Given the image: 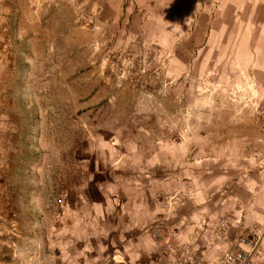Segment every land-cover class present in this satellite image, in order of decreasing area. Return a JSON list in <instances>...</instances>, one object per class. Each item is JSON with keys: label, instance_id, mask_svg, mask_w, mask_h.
Here are the masks:
<instances>
[{"label": "rangeland", "instance_id": "rangeland-1", "mask_svg": "<svg viewBox=\"0 0 264 264\" xmlns=\"http://www.w3.org/2000/svg\"><path fill=\"white\" fill-rule=\"evenodd\" d=\"M194 1L85 13L89 0H0V264H61L75 236L108 242L95 197L116 190L117 206L130 186L176 189L169 208L210 189L214 223L183 244L204 253L209 228L261 256L264 15L257 0ZM174 231L160 220L144 236Z\"/></svg>", "mask_w": 264, "mask_h": 264}, {"label": "crops", "instance_id": "crops-1", "mask_svg": "<svg viewBox=\"0 0 264 264\" xmlns=\"http://www.w3.org/2000/svg\"><path fill=\"white\" fill-rule=\"evenodd\" d=\"M103 1L108 2V0ZM89 2L94 3L93 7L90 11L85 10V13H93L94 10L97 11L100 8V0H89ZM99 10L102 15L106 13L104 6ZM255 10L259 16L264 15V0H257ZM259 29L261 33H264V22L260 23ZM171 190L173 191L162 192V197L161 194L149 192L143 187H125L121 196L122 201L117 206L112 201L117 193L116 190H112L111 196L104 193L106 197L101 195L95 197V208L91 216L97 226L108 228L109 248L115 252L114 256L108 253V242L104 236H75L70 239V242H65L61 264H161L163 258L178 249V245L196 243L194 234L197 228L204 227L207 221H210V225L214 223V205L217 202L219 205L221 202L219 199L213 200L210 189H207V192L202 190L193 195L189 193L190 197L183 202L179 200L182 203L171 205L169 208L164 202H167V198L173 197L177 192L176 189ZM245 190L250 191L245 194L254 193L252 187ZM240 195H242V201L249 199L243 193ZM160 198L162 201L165 200L163 204ZM212 201L214 204L211 203ZM250 210L253 214L251 218L256 221V224L264 222V198L255 199L253 197ZM160 220L167 221V224L175 229V234L172 242L162 241L154 246L144 235L149 227ZM84 223L87 224L86 221ZM211 233L208 228L206 235L202 236L205 240L202 247L204 252L207 251L210 257L216 259L232 246L216 238L210 239ZM262 249L261 256L253 264H264V241Z\"/></svg>", "mask_w": 264, "mask_h": 264}, {"label": "built area", "instance_id": "built-area-1", "mask_svg": "<svg viewBox=\"0 0 264 264\" xmlns=\"http://www.w3.org/2000/svg\"><path fill=\"white\" fill-rule=\"evenodd\" d=\"M225 236V230L221 228L218 238L223 239ZM151 239L155 245L160 243L155 236ZM257 253V247L253 245L249 246V249L231 247L225 250L219 258L213 259L207 251L197 253L187 244H182L166 257L164 264H252Z\"/></svg>", "mask_w": 264, "mask_h": 264}, {"label": "bare ground", "instance_id": "bare-ground-1", "mask_svg": "<svg viewBox=\"0 0 264 264\" xmlns=\"http://www.w3.org/2000/svg\"><path fill=\"white\" fill-rule=\"evenodd\" d=\"M193 2H195L194 0H192ZM193 6V5H192Z\"/></svg>", "mask_w": 264, "mask_h": 264}]
</instances>
